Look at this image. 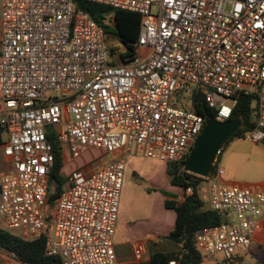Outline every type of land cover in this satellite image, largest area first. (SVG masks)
I'll return each instance as SVG.
<instances>
[{
  "label": "built area",
  "instance_id": "built-area-1",
  "mask_svg": "<svg viewBox=\"0 0 264 264\" xmlns=\"http://www.w3.org/2000/svg\"><path fill=\"white\" fill-rule=\"evenodd\" d=\"M89 1L140 14L131 59L113 62L104 27L75 0H1L0 128L12 169L0 174V222L26 241L45 233L46 254L61 264H118L132 147L162 163L180 161L206 125L198 106L226 122L240 94L256 99V125L244 138L264 142V0ZM50 132L63 161L84 148L121 155L91 174L72 171L51 218ZM222 152L208 177L211 209L233 218L200 229L195 242L203 260L220 255L238 264L264 216V191L220 184ZM6 254V264H21Z\"/></svg>",
  "mask_w": 264,
  "mask_h": 264
},
{
  "label": "trees",
  "instance_id": "trees-1",
  "mask_svg": "<svg viewBox=\"0 0 264 264\" xmlns=\"http://www.w3.org/2000/svg\"><path fill=\"white\" fill-rule=\"evenodd\" d=\"M75 3L79 10L89 14L97 23L104 27L108 36L112 33L118 38L124 47V53L121 55L122 62H126L136 54L135 44L140 33V14L128 10L114 9L89 0H75ZM111 20L114 21V24H112ZM109 46L111 55H115V49L110 44ZM237 99L238 102L233 110L231 119L240 115L243 119V126L226 144L235 138H244L245 134L253 130L256 125V106L254 105L256 99L253 96L244 94H240ZM198 112L207 118L215 120L217 118L216 112L207 108L205 103H201L198 106ZM49 141L54 147L55 162L49 178L48 204L57 202L67 180L61 175L63 159L59 142L53 132L49 134ZM3 143V130L0 128V146ZM189 155L190 153L180 161L168 163L166 170L170 177L171 185L182 189V201H178L176 196L164 192L168 197L165 201L166 208L174 210L176 213V223L171 232V237L180 242L181 248L176 252L155 253L151 258V264H169L171 261H176L179 264H202L204 260L196 246V233L204 227L217 226L230 220L227 214L204 208L198 193L199 185L204 178L184 171ZM212 174L213 169H211L210 175ZM51 180L55 183L54 190H50ZM188 189H192V193L188 194ZM49 218L51 217L49 216ZM46 243L47 236L45 233L34 241H26L0 227V249L6 253L15 254L21 264H61L59 257H50L46 254Z\"/></svg>",
  "mask_w": 264,
  "mask_h": 264
},
{
  "label": "rangeland",
  "instance_id": "rangeland-1",
  "mask_svg": "<svg viewBox=\"0 0 264 264\" xmlns=\"http://www.w3.org/2000/svg\"><path fill=\"white\" fill-rule=\"evenodd\" d=\"M109 39L111 47L117 52L115 55L124 51L123 45L115 35L111 33ZM51 95H57V93L51 92ZM7 140V136L3 134V141L7 142ZM232 151H237L241 154L240 165L237 167V171H240L238 173L244 179H255V171L259 169L260 161H262L261 156L262 152H264V143H254L245 138H235L223 148L220 157L223 168L233 169L234 159L230 160V153ZM119 156H121L119 153H106L104 150L94 148H84L81 156L78 158H74L70 152H67V159L63 161L61 175L66 180L70 173L75 170L91 174L101 169L102 166L104 167L114 161ZM165 167H167L166 163L151 159L147 157L142 149L132 147L127 157V170L123 185V195L121 196L123 202H121V208L124 206L126 194L129 196L135 193L134 197L139 204L153 205L155 222H170L171 217L169 214H175V212L166 208L165 199L168 197L164 192L170 193L172 196H175V194L170 192L173 186L169 181ZM65 185L66 182L64 187ZM210 186V181L208 178H205L202 179L198 189L199 197L204 204V208L207 210L211 209ZM54 187L55 183L51 180L50 190H54ZM178 192L180 193L176 197L179 201H182L183 191L180 190ZM55 207L56 202L47 205L46 213L50 217L54 216ZM229 218L232 219L233 216L229 215ZM202 264H225V262L223 257L218 255L204 260ZM238 264H264V254L259 256L256 252L247 251V253L239 258Z\"/></svg>",
  "mask_w": 264,
  "mask_h": 264
},
{
  "label": "crops",
  "instance_id": "crops-1",
  "mask_svg": "<svg viewBox=\"0 0 264 264\" xmlns=\"http://www.w3.org/2000/svg\"><path fill=\"white\" fill-rule=\"evenodd\" d=\"M1 9L0 0V46ZM111 21L112 24H114V21ZM109 36L108 42L111 45ZM123 53L124 51L118 53L120 54V59L118 60L115 58L116 55H113L112 58L116 59L113 60V62L121 63V55ZM5 143L6 142L0 146V174L12 169L11 161L4 155ZM230 157V160L232 158L234 159L233 169L224 168L225 174L222 177L217 178V181L228 187L238 186L256 192L264 191V152H262V161H260L259 169L255 171V179L253 180L244 179L241 174L238 173L240 171H237V167L240 165L241 154L237 151H232ZM165 168L167 170V167ZM208 180L211 181L210 178ZM180 190L182 189L173 186L170 192L174 193L176 196L180 193L178 192ZM127 196L128 195L126 194L124 197L125 202L122 208L120 204V214L114 241L118 264H151V258L157 252L168 253L179 251L181 248L180 242L171 237V232L176 223V213L169 214L171 217L170 222H155L153 205L139 204L134 197L135 193ZM0 227H2L1 222ZM248 251L256 252L259 256L264 254V216L257 220V231ZM138 252L140 253L139 258L137 255ZM7 259L6 252L0 249V264H6Z\"/></svg>",
  "mask_w": 264,
  "mask_h": 264
},
{
  "label": "water",
  "instance_id": "water-1",
  "mask_svg": "<svg viewBox=\"0 0 264 264\" xmlns=\"http://www.w3.org/2000/svg\"><path fill=\"white\" fill-rule=\"evenodd\" d=\"M242 126L243 119L240 115L226 122L207 118L206 125L190 152L184 171L197 177L208 178L214 158Z\"/></svg>",
  "mask_w": 264,
  "mask_h": 264
}]
</instances>
